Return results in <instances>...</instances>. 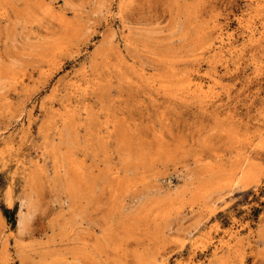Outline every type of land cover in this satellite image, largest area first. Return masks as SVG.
Returning <instances> with one entry per match:
<instances>
[{
    "label": "rangeland",
    "instance_id": "374dc122",
    "mask_svg": "<svg viewBox=\"0 0 264 264\" xmlns=\"http://www.w3.org/2000/svg\"><path fill=\"white\" fill-rule=\"evenodd\" d=\"M0 264H264V0H0Z\"/></svg>",
    "mask_w": 264,
    "mask_h": 264
},
{
    "label": "bare ground",
    "instance_id": "6f19581e",
    "mask_svg": "<svg viewBox=\"0 0 264 264\" xmlns=\"http://www.w3.org/2000/svg\"><path fill=\"white\" fill-rule=\"evenodd\" d=\"M250 28V27H249ZM253 29V28H252ZM221 30V29H220ZM255 32H256V30H254ZM218 32H220V31H218ZM222 32V31H221ZM223 33V32H222ZM249 33V32H248ZM253 33V32H252ZM219 34V33H218ZM257 34H259V33H257ZM224 35H226V34H224ZM220 36V35H219ZM222 36V35H221ZM250 36H251V34H250ZM250 36H248V37H250ZM254 36V35H253ZM256 36V35H255ZM258 36V35H257ZM227 36H225V38H226ZM229 37V36H228ZM227 37V38H228ZM224 38V37H223ZM226 38V39H227ZM229 39V38H228ZM227 39V40H228ZM231 39V38H230ZM229 39V40H230ZM250 39H252V38H250ZM224 41H225V39H224ZM218 42H220V41H218ZM233 42V41H232ZM206 45H208V44H206ZM231 44H229L228 46H230ZM225 46V45H224ZM227 46V47H228ZM204 48V47H203ZM222 48V47H221ZM226 48V47H225ZM230 48V47H229ZM228 48V49H229ZM219 49H220V47H219ZM218 49V50H219ZM221 50V49H220ZM223 50V49H222ZM202 51V50H201ZM201 51H200V53H201ZM224 51V50H223ZM222 52V51H221ZM220 52V53H221ZM217 53V52H216ZM219 53V52H218ZM215 54V53H214ZM217 55V54H216ZM220 55V54H219ZM215 57V56H214ZM94 67V66H93ZM92 67V68H93ZM98 69V68H97ZM117 69V68H116ZM92 70V69H91ZM75 81V80H74ZM198 82V81H197ZM170 83V82H169ZM199 83V82H198ZM188 84V83H187ZM77 85V84H76ZM79 85H81V83L79 84ZM192 85V84H191ZM199 85V84H198ZM198 85H197V87H198ZM169 86V85H168ZM200 87H201V85H199ZM170 87V86H169ZM189 87V86H188ZM71 89V88H70ZM76 91V90H75ZM193 93V92H192ZM76 95V94H75ZM86 97V96H85ZM87 98V97H86ZM76 103V102H75ZM66 104V103H65ZM70 106V105H69ZM75 108V107H74ZM68 110V109H67ZM72 113V112H71ZM28 211V210H27ZM29 212V211H28ZM31 213V212H30ZM27 215H29L28 213H26V212H21L20 213V216H19V226H20V228H22L23 226H24V223H25V220L27 219ZM219 253V252H218ZM221 255V254H220ZM224 258V257H223Z\"/></svg>",
    "mask_w": 264,
    "mask_h": 264
}]
</instances>
